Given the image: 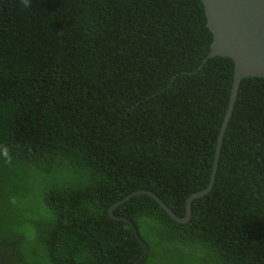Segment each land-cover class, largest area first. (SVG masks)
Wrapping results in <instances>:
<instances>
[{
  "label": "trees",
  "instance_id": "obj_1",
  "mask_svg": "<svg viewBox=\"0 0 264 264\" xmlns=\"http://www.w3.org/2000/svg\"><path fill=\"white\" fill-rule=\"evenodd\" d=\"M211 40L201 0H0L2 264H131L108 208L135 189L185 214L233 81ZM113 212L147 244L134 264H264V77H242L187 221L147 193Z\"/></svg>",
  "mask_w": 264,
  "mask_h": 264
},
{
  "label": "water",
  "instance_id": "obj_2",
  "mask_svg": "<svg viewBox=\"0 0 264 264\" xmlns=\"http://www.w3.org/2000/svg\"><path fill=\"white\" fill-rule=\"evenodd\" d=\"M206 15V25L212 32L209 56L222 55L233 61V81L226 111L217 135L212 170L208 184L201 190L192 192L186 198L185 214H176L155 192L140 188L127 193L108 208L113 219L124 220L131 225L133 233L142 246L140 256L131 264L140 260L147 252V244L141 239L132 220L123 215L114 214V207L135 194L147 193L177 221L185 222L191 216V201L208 192L215 179L222 139L228 120L232 114L238 87L242 77L257 75L264 77V0H201ZM202 63L199 64V67Z\"/></svg>",
  "mask_w": 264,
  "mask_h": 264
},
{
  "label": "clouds",
  "instance_id": "obj_3",
  "mask_svg": "<svg viewBox=\"0 0 264 264\" xmlns=\"http://www.w3.org/2000/svg\"><path fill=\"white\" fill-rule=\"evenodd\" d=\"M20 2L23 7L25 8L30 7L31 0H20ZM0 159H3V161L9 165L12 163L13 157L7 146H0Z\"/></svg>",
  "mask_w": 264,
  "mask_h": 264
},
{
  "label": "rangeland",
  "instance_id": "obj_4",
  "mask_svg": "<svg viewBox=\"0 0 264 264\" xmlns=\"http://www.w3.org/2000/svg\"><path fill=\"white\" fill-rule=\"evenodd\" d=\"M1 259V258H0ZM0 264H2V261L0 260Z\"/></svg>",
  "mask_w": 264,
  "mask_h": 264
}]
</instances>
